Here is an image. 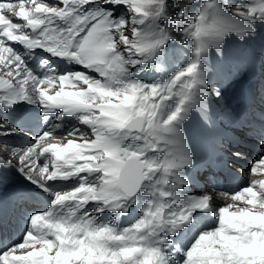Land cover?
<instances>
[{
	"label": "snow or ice",
	"instance_id": "6c2138e0",
	"mask_svg": "<svg viewBox=\"0 0 264 264\" xmlns=\"http://www.w3.org/2000/svg\"><path fill=\"white\" fill-rule=\"evenodd\" d=\"M261 26L264 0H0V183L15 168L51 197L18 242L0 245V264H264V153L231 194L184 191L195 165L184 123L197 113L211 125V98L223 99L210 54ZM171 43L191 49L186 65L162 80L134 76L159 67ZM42 53L79 68L44 59L37 72L29 61ZM20 103L48 126L11 146L2 138L21 130L7 113ZM65 118L76 124L57 138Z\"/></svg>",
	"mask_w": 264,
	"mask_h": 264
},
{
	"label": "bare ground",
	"instance_id": "6f19581e",
	"mask_svg": "<svg viewBox=\"0 0 264 264\" xmlns=\"http://www.w3.org/2000/svg\"><path fill=\"white\" fill-rule=\"evenodd\" d=\"M212 62H213V61H212ZM212 62H211V63H212ZM211 63H210V64H211ZM248 162H249V161H248ZM248 162H247V163H248ZM17 173L20 174L19 172H17ZM20 175H21V174H20ZM198 176H199V175H198ZM206 192H208V193H213V191H206ZM206 192H205V193H206ZM218 194H219V193H218ZM230 194H231V193H230ZM217 197H218V196H217ZM219 202L221 203V205H223V204L225 203V201H223V200H221V201H219Z\"/></svg>",
	"mask_w": 264,
	"mask_h": 264
},
{
	"label": "rangeland",
	"instance_id": "374dc122",
	"mask_svg": "<svg viewBox=\"0 0 264 264\" xmlns=\"http://www.w3.org/2000/svg\"><path fill=\"white\" fill-rule=\"evenodd\" d=\"M238 170V169H237ZM214 195L218 196V193L213 192Z\"/></svg>",
	"mask_w": 264,
	"mask_h": 264
}]
</instances>
